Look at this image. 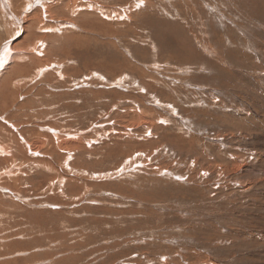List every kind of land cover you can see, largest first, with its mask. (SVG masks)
<instances>
[{"label": "rangeland", "instance_id": "obj_1", "mask_svg": "<svg viewBox=\"0 0 264 264\" xmlns=\"http://www.w3.org/2000/svg\"><path fill=\"white\" fill-rule=\"evenodd\" d=\"M7 3L0 264H264V0Z\"/></svg>", "mask_w": 264, "mask_h": 264}, {"label": "bare ground", "instance_id": "obj_2", "mask_svg": "<svg viewBox=\"0 0 264 264\" xmlns=\"http://www.w3.org/2000/svg\"><path fill=\"white\" fill-rule=\"evenodd\" d=\"M4 1V4H5V9L7 10H5V12H4V14L7 12V14H6V16H8V18H10V17H14V18H16L14 15H13V11H12V9L10 8V6L8 5V3H7V0H2V2ZM17 1V0H16ZM25 2V1H24ZM30 2H31V0H30ZM17 3V2H16ZM39 3V2H38ZM48 3V2H47ZM29 4V3H28ZM41 4V3H40ZM56 4V3H55ZM11 5V4H10ZM20 5V4H19ZM18 5V6H19ZM23 6V5H22ZM0 7H2V5L0 6ZM19 8V7H18ZM46 8V7H45ZM14 9V8H13ZM15 9H16V7H15ZM47 9V8H46ZM87 9V8H86ZM2 10V9H1ZM3 11V10H2ZM16 11V10H15ZM48 12H50V11H48ZM79 12V11H78ZM16 13V12H15ZM19 13V12H18ZM42 13V12H41ZM45 13V12H44ZM48 14V13H47ZM24 16H22V18H23ZM4 18H5V16H4ZM30 18V17H29ZM2 19H3V17H2ZM35 19H37L36 17H35ZM25 20V19H24ZM22 20V19H18V23L17 24H15V22H12V24H13V26H14V24H15V29H13V30H16L17 31V29H19L18 31H23L22 33H23V38L24 39H26L27 38V35H28V27L29 26H27V22H25V21H27V20ZM29 20V19H28ZM34 20V19H33ZM4 23L5 22H7V23H10L9 25H10V27H12L11 26V18H10V20H9V22L8 21H6V19H4V21H3ZM59 22V21H58ZM45 25V24H44ZM4 27H6V26H4ZM46 27V26H45ZM36 28V27H35ZM54 28V27H53ZM57 29V28H56ZM4 30H6V31H8V24H7V27L4 29ZM41 30V29H40ZM53 30V29H52ZM55 30V29H54ZM56 31V30H55ZM46 32V31H45ZM50 32V31H49ZM64 32V31H63ZM7 33V32H6ZM37 33V32H36ZM13 34H15V33H13ZM31 35V34H30ZM9 37H11V34H10V36ZM16 36H14V38H15ZM13 38V39H14ZM16 38H18V37H16ZM10 39H12V38H10ZM13 39L12 40H10V42L9 43H11V42H13ZM9 40V39H8ZM16 41V40H15ZM7 42V41H6ZM2 44H5L4 42L2 43ZM12 44L13 43H11V46L8 44H6L4 47H3V49L1 50V54H0V70H1V68L2 67H4V65H6V63H8L9 61H10V59H11V57H12V54H13V51H16V50H14L13 48L14 47H12ZM14 46V45H13ZM2 48V47H1ZM4 50V51H3ZM39 50V49H38ZM19 51H21V50H19ZM25 51V50H24ZM12 53V54H11ZM18 53V52H17ZM25 54V53H24ZM35 56V55H34ZM14 57V56H13ZM28 57V56H27ZM10 58V59H9ZM15 58V57H14ZM12 62V61H11ZM40 70H41V68H40ZM17 71V70H16ZM40 71H38V73H39ZM10 76V75H9ZM14 77H16V76H14ZM8 81V80H7ZM6 81V82H7ZM5 82V81H4ZM9 83H10V80H9ZM12 84V83H11ZM10 84V85H11ZM13 85V84H12ZM1 86H3V85H1ZM4 87V86H3ZM8 87H9V85H8ZM12 88V87H11ZM4 89H6V88H4ZM3 89V90H4ZM2 90V91H3ZM16 93V92H15ZM10 94V93H9ZM0 96H1V94H0ZM8 96V95H7ZM4 98H6V96H4ZM8 98V97H7ZM2 100V99H1ZM1 103H4L5 105H6V103L5 102H2L1 101ZM0 103V104H1ZM3 104V105H4ZM6 107V106H5ZM54 128V127H53ZM61 139V138H60ZM263 139H264V137H263ZM73 144V143H72ZM64 145L66 146L67 144L66 143H64ZM79 145V144H78ZM40 146V145H39ZM60 146H61V148L63 147V144H60ZM22 148V147H21ZM38 148V146H32L31 148H30V151H31V153H35V151H37L36 149ZM40 148V147H39ZM58 148V147H57ZM60 148V147H59ZM69 150V149H68ZM67 150V151H68ZM58 151V150H57ZM12 155V154H11ZM14 155V154H13ZM256 162L255 163H257L256 164V167H255V169H254V171H255V173L253 174V177L255 178V177H257V180L254 182V185L257 187V186H264V178H261L262 177V174H263V172H264V155H261L260 153H257L256 152ZM238 167H239V162H236V161H234V163H233V165L229 168V167H225V171H234V170H238ZM7 172H5L4 174H6ZM20 182V181H19Z\"/></svg>", "mask_w": 264, "mask_h": 264}]
</instances>
